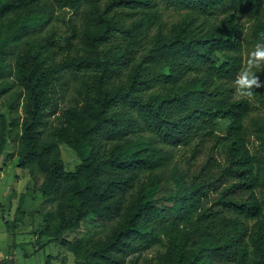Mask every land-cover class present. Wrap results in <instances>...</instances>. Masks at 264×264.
Returning a JSON list of instances; mask_svg holds the SVG:
<instances>
[{
	"label": "trees",
	"instance_id": "trees-1",
	"mask_svg": "<svg viewBox=\"0 0 264 264\" xmlns=\"http://www.w3.org/2000/svg\"><path fill=\"white\" fill-rule=\"evenodd\" d=\"M157 1L108 0L103 7L102 0H0V96L12 86L9 75L23 94L21 120L0 113V168L10 131L19 126V148L7 158L17 155L19 167L39 173V197L56 202L36 240L48 236L40 248L67 246L74 264H127L155 245L165 248L156 264H264V156L248 145L253 134L264 153V119L251 117L250 99L237 98L233 85L242 61L240 21L250 19L261 36L264 0H160L187 13L169 32L150 35ZM56 7L84 18L85 52L51 64L38 32ZM115 7L141 16L125 25L110 15ZM74 36L76 30L67 42ZM65 72L78 95L44 136ZM220 119L229 120L226 162L209 156L193 172L154 173L171 157L155 139L196 148ZM61 144L80 159L73 170ZM163 182L173 189L159 195ZM90 216L113 221L104 237L65 238Z\"/></svg>",
	"mask_w": 264,
	"mask_h": 264
},
{
	"label": "rangeland",
	"instance_id": "rangeland-1",
	"mask_svg": "<svg viewBox=\"0 0 264 264\" xmlns=\"http://www.w3.org/2000/svg\"><path fill=\"white\" fill-rule=\"evenodd\" d=\"M107 1L102 0L103 7L106 6ZM156 5L159 19L151 26L150 35L154 34L158 29L163 32H169L173 24L181 20L187 13L185 9L173 4L165 5L160 0L156 2ZM110 15L125 25L139 19L141 16L138 12H129L128 8L121 9L120 7L113 8ZM85 26L86 22L80 12H75L69 8L59 9L56 7L54 9L52 17L44 28L38 32L41 37L45 38L42 50L44 54L48 55L51 64L60 62L70 52H78L80 54L85 52L84 42L82 37H80ZM240 29L242 31L241 38L243 44L242 69L246 66L249 53L255 50L256 44H264V38L255 34L253 22L247 17L241 19ZM75 30L76 36L71 37L70 42H67V38L72 36ZM118 37L122 41V38ZM8 61L13 64L14 57L10 56ZM254 71L259 76L261 82H264V65L260 69H254ZM126 74L125 68L122 75L123 80H126ZM6 79L11 82L12 86L6 93L0 96V113H5L9 120L13 118L21 120L23 115L22 89L15 83L13 75L7 76ZM77 95V83L75 79L69 72H65L61 83L55 86L53 96L57 111L52 112L49 110L46 114V124L42 127L44 136L50 135L51 127L60 111L73 105ZM250 101L252 104L251 117L264 119V87L255 89ZM251 122V118H249L246 124L249 125ZM228 124L229 120L220 119L215 132L203 141H200L198 147H196L197 149L194 148V143L187 146L168 145L155 139V145L169 151L171 157L164 166L156 169L154 173L169 177L174 169H179L182 172H193L209 156L218 158L222 163L226 162V147L223 135ZM19 131V126L13 127L8 137L0 168V191L5 199V211H12V216L7 223L17 228L20 227L19 229L23 231V234H32L36 240L37 234L46 228L44 214L48 211H55L56 202H49L43 197H39V185L42 180L39 173L33 176L28 168L19 167L17 165V155L12 159L7 158L9 153H17L19 148ZM145 134L146 136L150 135L149 132ZM248 145L253 153L264 156V153L260 150V140L255 135L251 134L248 136ZM60 148L66 168L73 170L80 163L77 153L65 144H61ZM148 176V173H143L142 178L147 179ZM172 189V184L163 182L159 187V195L168 194ZM23 194L22 208L21 211H18L17 207ZM16 222H19V224ZM249 223L251 224L252 221H249ZM112 225L113 221L99 222L90 216L82 221L80 229L65 233V238L72 240L82 236L104 237L110 231ZM44 237L45 240L49 239L48 236ZM36 245L39 246L40 251L35 250L33 254H28L27 256L21 255L19 251L21 253L32 252L34 250L32 244L19 247L20 250H17L18 253L16 255L20 257L19 264H46V261L48 264H74L75 254L67 246L59 242H52L40 248L42 245L40 240H36ZM164 249L162 245H155L144 250L142 253H133L128 257L127 264H130L131 260L137 264H156L159 253ZM11 252L16 254L15 248Z\"/></svg>",
	"mask_w": 264,
	"mask_h": 264
},
{
	"label": "crops",
	"instance_id": "crops-1",
	"mask_svg": "<svg viewBox=\"0 0 264 264\" xmlns=\"http://www.w3.org/2000/svg\"><path fill=\"white\" fill-rule=\"evenodd\" d=\"M4 201L5 199L3 195H1V191H0V264H2V261L4 259L8 261L7 263L4 264H19L20 257L16 256L18 253L17 250L18 251L20 250L19 247L29 246L30 244H32L34 249L32 252L21 253L19 251L21 255L23 254L24 256H27L28 254L29 255L33 254L35 250L37 251L39 246L36 245V240L33 238L32 234H23V231L19 229L20 227L17 228L14 227V225L13 226L9 225L8 227L6 222L10 220L12 216V211L11 210L5 211ZM16 223L19 224V222ZM44 238L45 237H42L40 239L41 244L47 241V239L45 240ZM13 248H15L16 254L11 252ZM38 251H40V249Z\"/></svg>",
	"mask_w": 264,
	"mask_h": 264
},
{
	"label": "clouds",
	"instance_id": "clouds-1",
	"mask_svg": "<svg viewBox=\"0 0 264 264\" xmlns=\"http://www.w3.org/2000/svg\"><path fill=\"white\" fill-rule=\"evenodd\" d=\"M264 38V33L261 34ZM264 65V44H256L255 50L249 53L246 66L243 67L234 80L237 98L251 99L255 89L264 87L254 69H260Z\"/></svg>",
	"mask_w": 264,
	"mask_h": 264
}]
</instances>
